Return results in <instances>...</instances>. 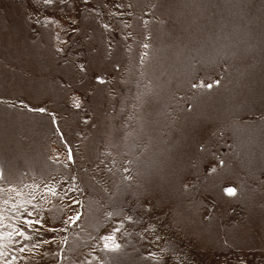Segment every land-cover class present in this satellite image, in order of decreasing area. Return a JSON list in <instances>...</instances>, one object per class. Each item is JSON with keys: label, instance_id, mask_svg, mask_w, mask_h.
Returning a JSON list of instances; mask_svg holds the SVG:
<instances>
[{"label": "rangeland", "instance_id": "obj_1", "mask_svg": "<svg viewBox=\"0 0 264 264\" xmlns=\"http://www.w3.org/2000/svg\"><path fill=\"white\" fill-rule=\"evenodd\" d=\"M0 167L60 264H264V0H0Z\"/></svg>", "mask_w": 264, "mask_h": 264}, {"label": "snow or ice", "instance_id": "obj_2", "mask_svg": "<svg viewBox=\"0 0 264 264\" xmlns=\"http://www.w3.org/2000/svg\"><path fill=\"white\" fill-rule=\"evenodd\" d=\"M43 5L52 6L55 3H59L61 6L66 5L67 0H42ZM82 3L87 5L89 0H82ZM105 8L113 9L107 13L109 18L119 15L114 9L122 8V5L116 4L115 6L105 5ZM96 12L98 15L101 14L100 9L91 10ZM35 23L37 25L41 24L42 21L38 17L35 18ZM43 23L51 24L55 23L52 17H44ZM105 30L111 29V24L105 22L102 24ZM75 31V30H73ZM81 70H84V66L81 65ZM118 67V66H117ZM95 80L99 84H106L107 80L103 75H97ZM219 84V81H216ZM212 84L204 85L201 81L200 84H193L192 88L198 90L200 93L211 90ZM193 100L196 99L194 95ZM21 108H25L30 112L47 114L51 117V123L56 127V132L60 134L63 141V133L58 127V118L55 113H49L46 107L33 108L31 105L26 104L24 101L19 102ZM76 109L82 108V103L77 101L73 105ZM89 123L87 119L84 121ZM66 146L67 142L63 141ZM67 154L70 162L74 163L73 149L71 146H67ZM223 164V161H219ZM125 171H129L125 169ZM210 173L216 171L215 166L208 169ZM4 174V169L0 167V179H2ZM3 187L0 186V195H3ZM224 194L233 198L238 194L236 187L229 185L224 188ZM22 195L17 192L16 195L11 198L0 200V264H40L41 259H49L53 256L57 259L58 264L62 262L65 258V253L63 248H59L56 253H49L43 249L47 245H56L58 243L55 233L60 231V229L50 228L44 223V216L40 214L41 209L37 206L34 197H30L28 201L18 200V197ZM73 205H81V200H76L72 202ZM5 205L9 207L6 208ZM81 219V214L78 212L76 217L71 220L72 224H75ZM134 223V217L132 215H127L126 217H121L116 220L115 226L108 233L103 234L99 237V242L102 246V250L107 253H118L122 250V244L118 240V235L124 230V221ZM66 231V230H65ZM49 232L53 235L45 237L44 233ZM38 237V238H37ZM143 238V237H142ZM160 237H156L158 241ZM150 258H155L154 253L148 254ZM105 264H108L105 261Z\"/></svg>", "mask_w": 264, "mask_h": 264}]
</instances>
